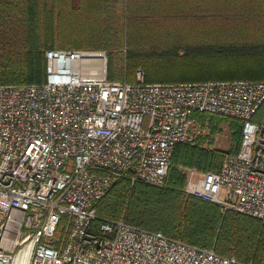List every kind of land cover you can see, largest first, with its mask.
<instances>
[{
	"label": "built area",
	"instance_id": "obj_1",
	"mask_svg": "<svg viewBox=\"0 0 264 264\" xmlns=\"http://www.w3.org/2000/svg\"><path fill=\"white\" fill-rule=\"evenodd\" d=\"M45 56L44 83L0 84V264H254L98 219L96 204L128 170L163 185L210 113L242 121L240 147L218 171L188 168L185 190L264 222V79L110 80L105 50Z\"/></svg>",
	"mask_w": 264,
	"mask_h": 264
},
{
	"label": "trees",
	"instance_id": "obj_2",
	"mask_svg": "<svg viewBox=\"0 0 264 264\" xmlns=\"http://www.w3.org/2000/svg\"><path fill=\"white\" fill-rule=\"evenodd\" d=\"M194 6V8H189ZM49 49L106 50L108 78L147 82L264 79V0H0V84L46 81ZM119 55L120 66L111 58ZM263 108L260 110L262 114ZM219 114H197L198 120ZM232 119V118H231ZM220 150L175 145L163 185L121 173L96 204L127 223L242 261L264 264V222L186 192L182 166L218 171ZM213 132L216 130L214 119Z\"/></svg>",
	"mask_w": 264,
	"mask_h": 264
},
{
	"label": "rangeland",
	"instance_id": "obj_3",
	"mask_svg": "<svg viewBox=\"0 0 264 264\" xmlns=\"http://www.w3.org/2000/svg\"><path fill=\"white\" fill-rule=\"evenodd\" d=\"M189 8L192 9L194 8V6H191ZM111 65L113 68L120 66V60L118 54H114L112 56ZM211 119H214L215 121L214 123L216 124L214 126V128H216L214 132L213 130H211L213 128V124H212L213 122L211 121ZM235 130H236V122L233 120V118L232 119L231 117L222 118L218 115H213V116L207 115L205 116V119L199 121L194 131L193 138L187 142L195 143L199 138L201 139L202 136L203 137L206 136L204 140L202 139V144H201L204 147H210L220 150L234 149L238 145L237 136L234 135ZM188 168L189 167L182 166L181 170L184 172V174H186Z\"/></svg>",
	"mask_w": 264,
	"mask_h": 264
}]
</instances>
